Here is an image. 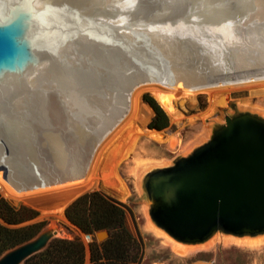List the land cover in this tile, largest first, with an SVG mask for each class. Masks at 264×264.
Instances as JSON below:
<instances>
[{
	"label": "bare ground",
	"instance_id": "1",
	"mask_svg": "<svg viewBox=\"0 0 264 264\" xmlns=\"http://www.w3.org/2000/svg\"><path fill=\"white\" fill-rule=\"evenodd\" d=\"M25 1L42 9L45 0ZM170 1L172 10L168 0L161 10L155 0H77L51 20L59 33L46 36L48 52L10 82V95L0 106L4 196L31 202L44 192H65L59 208L40 211L39 220L57 221H65V208L87 191L125 200L129 190L116 170L120 157L140 134L167 140L164 132L141 129L151 112L141 102L144 92L154 93L179 122L175 100L181 94L192 100L206 91L207 113H213L226 102L220 93L264 87V0H241L252 9L230 11L225 24L204 19L194 2ZM193 76H205V83L193 84ZM169 142L178 143L170 137ZM155 232L167 237L163 230ZM227 242L255 246L245 239ZM215 244L211 238L206 247ZM174 245L180 253L189 250Z\"/></svg>",
	"mask_w": 264,
	"mask_h": 264
},
{
	"label": "water",
	"instance_id": "2",
	"mask_svg": "<svg viewBox=\"0 0 264 264\" xmlns=\"http://www.w3.org/2000/svg\"><path fill=\"white\" fill-rule=\"evenodd\" d=\"M155 1L156 8L161 10V0ZM76 2L45 0L40 9L35 2L0 0V106L10 95V82L20 78L26 67L48 52L46 36L59 33L51 20L61 17ZM179 2L185 6L188 1ZM189 2H194V7L204 12V19L214 24L227 23L230 11L241 14L252 9L241 0ZM104 4L113 14L112 3ZM168 9L172 10L170 0ZM191 79L196 85H203L206 80L205 76ZM143 188L152 220L179 243L203 244L219 232L236 237L263 235L264 118L252 113L227 115L225 124L213 130L209 141L172 166L148 174ZM64 197L65 192H47L30 200L41 211L55 210L63 204ZM58 234L59 227L53 223L36 238L6 252L0 257V264H24L47 249ZM109 237L107 230L96 234L99 242Z\"/></svg>",
	"mask_w": 264,
	"mask_h": 264
},
{
	"label": "rangeland",
	"instance_id": "3",
	"mask_svg": "<svg viewBox=\"0 0 264 264\" xmlns=\"http://www.w3.org/2000/svg\"><path fill=\"white\" fill-rule=\"evenodd\" d=\"M163 1L161 0V5ZM165 1L167 2V0ZM187 4L189 3L187 2L186 6ZM141 63L139 62L138 66ZM138 68L141 69L143 74H146L149 70V68H145L142 64ZM105 84V82H101L100 87L104 88ZM224 93L222 92L220 94H223L222 99H226V102L219 105L217 111L213 113H207L210 108V95L206 91L198 92L192 100L181 94L175 100L176 110L180 114L181 120L179 122H173L167 114L170 127L162 131L167 136V140L158 142L140 134L136 145L127 151L125 156L120 157L116 165L119 177L129 190V194L125 200L113 197L103 190L87 191L77 198L79 199L87 193L98 191L116 201L125 210L127 227L144 245V255L140 264H264V234L256 237H236L219 232L212 237L213 240L216 239L215 245L206 247L208 241L198 245L180 243L189 249L184 253H180L179 250L181 249L176 248L174 245L177 241L171 239L169 235L165 237L166 235L161 236L155 232L156 228H160L157 227L150 216V204L143 188L148 174L172 166L178 159L188 156L196 148L209 141L213 130L225 124V117L227 115L233 116L236 113H252L264 118V87L259 90L256 87L236 88ZM145 94H150L155 99L156 97L150 91L144 92L141 96L142 104L151 111L147 123L141 127L147 133L148 125L154 113L143 100ZM169 137L178 143L172 145L169 142ZM4 151L6 152V149ZM3 163L9 167L6 162ZM0 172L3 173L4 171L0 170ZM0 193L14 207L25 205L38 211V218L30 223L45 222L46 225L43 229L50 227L53 223H57L59 227L58 238L70 240L79 238L87 247L93 241V236L84 234L79 228L74 226L67 219L65 213L64 215L67 221H57L56 219L54 221L51 219L39 220L42 211L36 208L35 205L33 206L31 202L10 199L4 196L1 190ZM77 199L72 201V203ZM68 207L65 208V212ZM228 239L250 240L255 243V246L227 242ZM86 264H91L89 252Z\"/></svg>",
	"mask_w": 264,
	"mask_h": 264
},
{
	"label": "trees",
	"instance_id": "4",
	"mask_svg": "<svg viewBox=\"0 0 264 264\" xmlns=\"http://www.w3.org/2000/svg\"><path fill=\"white\" fill-rule=\"evenodd\" d=\"M143 100L154 116L148 127L163 131L170 127L169 117L150 94ZM67 219L84 234L93 236L89 247L79 238H57L49 247L24 264H86L88 252L91 264H140L144 245L127 227L125 210L113 199L95 191L73 202L65 212ZM39 212L21 205L14 207L0 193V257L6 252L36 238L46 225L34 222ZM107 230L110 237L98 242L95 235Z\"/></svg>",
	"mask_w": 264,
	"mask_h": 264
},
{
	"label": "crops",
	"instance_id": "5",
	"mask_svg": "<svg viewBox=\"0 0 264 264\" xmlns=\"http://www.w3.org/2000/svg\"><path fill=\"white\" fill-rule=\"evenodd\" d=\"M87 263V262H86Z\"/></svg>",
	"mask_w": 264,
	"mask_h": 264
}]
</instances>
